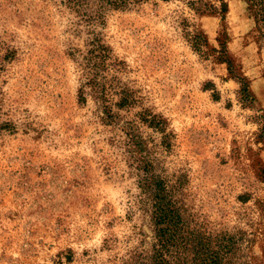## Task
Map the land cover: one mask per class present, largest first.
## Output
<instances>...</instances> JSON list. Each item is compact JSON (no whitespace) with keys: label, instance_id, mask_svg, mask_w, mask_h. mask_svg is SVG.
Segmentation results:
<instances>
[{"label":"rangeland","instance_id":"obj_1","mask_svg":"<svg viewBox=\"0 0 264 264\" xmlns=\"http://www.w3.org/2000/svg\"><path fill=\"white\" fill-rule=\"evenodd\" d=\"M191 1L0 0V264H121L145 173L264 264V41L244 0Z\"/></svg>","mask_w":264,"mask_h":264},{"label":"trees","instance_id":"obj_2","mask_svg":"<svg viewBox=\"0 0 264 264\" xmlns=\"http://www.w3.org/2000/svg\"><path fill=\"white\" fill-rule=\"evenodd\" d=\"M144 1L102 0V3L112 8L128 9ZM244 1L259 37L264 41V0ZM190 4L197 12L210 7L202 0H193ZM225 11V3L221 0L220 12ZM108 58V48L98 41L91 43L83 56L85 64L98 71ZM84 99L85 91L80 87L79 100L82 102ZM138 182L146 196L145 210L151 213L153 240L147 247L142 243L130 249L121 259V264H243L240 253L243 237L211 232L206 223L197 221L180 207L165 180L155 173L140 175Z\"/></svg>","mask_w":264,"mask_h":264}]
</instances>
